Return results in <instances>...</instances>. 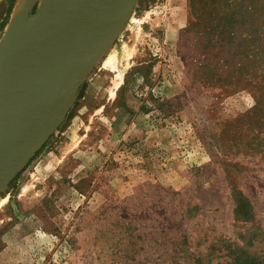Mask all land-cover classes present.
Listing matches in <instances>:
<instances>
[{
  "label": "rangeland",
  "instance_id": "rangeland-1",
  "mask_svg": "<svg viewBox=\"0 0 264 264\" xmlns=\"http://www.w3.org/2000/svg\"><path fill=\"white\" fill-rule=\"evenodd\" d=\"M8 6L0 0V41ZM215 25L190 0H137L53 134L0 192V264H230L235 244L263 253L264 146H242L261 128L231 126L255 102L209 71ZM115 52L112 70L103 62ZM235 189L250 219L235 211Z\"/></svg>",
  "mask_w": 264,
  "mask_h": 264
},
{
  "label": "water",
  "instance_id": "water-1",
  "mask_svg": "<svg viewBox=\"0 0 264 264\" xmlns=\"http://www.w3.org/2000/svg\"><path fill=\"white\" fill-rule=\"evenodd\" d=\"M88 0L40 7L28 27L0 41V61L29 37ZM137 0H94L84 23L38 54L0 92V192L28 165L56 129L70 92L102 59L130 18Z\"/></svg>",
  "mask_w": 264,
  "mask_h": 264
},
{
  "label": "trees",
  "instance_id": "trees-1",
  "mask_svg": "<svg viewBox=\"0 0 264 264\" xmlns=\"http://www.w3.org/2000/svg\"><path fill=\"white\" fill-rule=\"evenodd\" d=\"M8 1V10L1 24L2 31H5L18 0ZM201 2L202 7L199 9L196 5L197 0H190L192 9L198 16L199 13L206 11L211 22L216 23L213 30L218 34L219 65L209 71L214 73L213 78H216L221 86H232L234 92L242 88L241 85L245 86V90L252 95L255 102L250 112L238 117L236 124L231 125L234 129L239 127V121L242 123L253 121L252 125H259L260 131L254 133L253 139H248L242 145L248 147L250 150H244L251 154L256 149L249 146L256 141L264 146V137H259L264 128V0H201ZM210 66L211 64H208V67ZM236 145L241 146L238 143ZM233 196L236 201L235 211L250 219L252 207L246 196L236 189ZM225 248L229 250L230 264H264V250L262 254L250 253L246 247L236 244L234 248L230 245H226ZM201 259L197 257L195 264H201Z\"/></svg>",
  "mask_w": 264,
  "mask_h": 264
},
{
  "label": "bare ground",
  "instance_id": "bare-ground-1",
  "mask_svg": "<svg viewBox=\"0 0 264 264\" xmlns=\"http://www.w3.org/2000/svg\"><path fill=\"white\" fill-rule=\"evenodd\" d=\"M32 1L33 0L17 1L18 4L15 5L16 8H14V13L12 12V20L6 30V39L12 38L19 31L28 27V24H30L31 21L26 17L24 11ZM58 1L59 0H42L41 7L44 8L47 5ZM93 4L94 0H88L62 19L29 37L3 58L0 61V92L12 78L31 62L34 57L53 47L59 41L65 39L71 32L78 29L84 23ZM118 53L115 52L110 55L108 54V57H106L103 62L104 66L116 70L120 58ZM119 84L120 82H117L116 87H118Z\"/></svg>",
  "mask_w": 264,
  "mask_h": 264
},
{
  "label": "crops",
  "instance_id": "crops-1",
  "mask_svg": "<svg viewBox=\"0 0 264 264\" xmlns=\"http://www.w3.org/2000/svg\"><path fill=\"white\" fill-rule=\"evenodd\" d=\"M41 3H42V0H33L31 2V4L28 5L26 7L25 11H24L26 13V17H28V14H29L30 11H33V10L37 11L41 7ZM16 4H18V2ZM14 8H16V7H14ZM14 8H13V11H14ZM13 13H11L10 20H9V23H8L7 27L9 26V24H10V22L12 20ZM7 27L5 28L6 30H7Z\"/></svg>",
  "mask_w": 264,
  "mask_h": 264
}]
</instances>
